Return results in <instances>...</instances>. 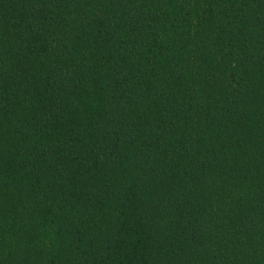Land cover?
Instances as JSON below:
<instances>
[{"label": "trees", "instance_id": "trees-1", "mask_svg": "<svg viewBox=\"0 0 264 264\" xmlns=\"http://www.w3.org/2000/svg\"><path fill=\"white\" fill-rule=\"evenodd\" d=\"M0 264H264V0H0Z\"/></svg>", "mask_w": 264, "mask_h": 264}]
</instances>
